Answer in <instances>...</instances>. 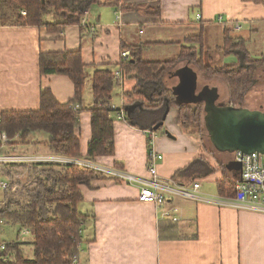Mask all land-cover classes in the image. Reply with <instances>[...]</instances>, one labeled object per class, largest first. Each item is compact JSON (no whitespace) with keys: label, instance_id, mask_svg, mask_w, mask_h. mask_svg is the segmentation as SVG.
I'll list each match as a JSON object with an SVG mask.
<instances>
[{"label":"crops","instance_id":"0c3cea01","mask_svg":"<svg viewBox=\"0 0 264 264\" xmlns=\"http://www.w3.org/2000/svg\"><path fill=\"white\" fill-rule=\"evenodd\" d=\"M64 3L85 11L79 25L56 32L31 26L0 25V114L37 110L42 89H49L59 103L71 100L74 87L70 79L63 75L42 76L39 55L79 50L86 76L76 130L81 158L85 157L91 136L88 112L93 103L92 93L88 91L91 76L101 66L119 72L122 44L140 46L143 58L147 49L172 43L177 46V58L182 46L191 45L185 39L196 35H184L180 39L172 35V40L160 41L158 38L168 29L179 31L196 28L193 25L199 24V35L206 26L219 24L221 47L226 30L245 42L257 32L256 25L263 26L264 33V0H159L157 16L144 13L152 6L148 0H95L92 3L65 0ZM124 6L136 9L124 10ZM46 20L55 22L58 18L49 19L46 15ZM234 24L240 29L234 30ZM182 64L185 65L181 67H190L185 62ZM134 85L133 80L125 77L121 86L117 82L118 91L111 100L115 109L122 110L128 102L125 92ZM110 117L114 126V155L97 157L89 161L91 164L107 169H115L113 166L118 164L125 174L148 178V152L153 150L162 156L156 170L164 185L171 189L191 188L197 182L199 188L196 199L166 194L165 204L156 207L138 200L136 185L111 177L80 186L82 200L78 211L90 219L82 225L77 264H264V214L228 206L224 203L225 197L217 193L216 182L224 174L234 181L238 177L231 167L232 154L218 153L204 137L186 133L176 109L169 110L161 129L152 132L133 127L126 118L117 120L115 113ZM33 141L31 139L26 146L34 149ZM14 148L9 147V150ZM33 152L30 155L40 158L55 156L47 148ZM219 155L224 160L219 159ZM196 158L205 160L215 172L194 182L173 179L177 171ZM4 169L0 166V180L6 181L8 175ZM4 202V192L0 190V208ZM168 211L176 221L163 216ZM9 225L16 227L2 221L0 233L8 235L4 229ZM20 231L18 227L16 239ZM0 243L7 245L15 241L0 240Z\"/></svg>","mask_w":264,"mask_h":264},{"label":"trees","instance_id":"16d2710c","mask_svg":"<svg viewBox=\"0 0 264 264\" xmlns=\"http://www.w3.org/2000/svg\"><path fill=\"white\" fill-rule=\"evenodd\" d=\"M0 0V25L45 28L47 31H62L67 26L79 25L84 10L67 6L65 0ZM94 2L95 0H76ZM152 6L144 10L146 15L157 16L159 0H148ZM124 10L136 9L124 6ZM52 10L55 22L46 20ZM25 11V16L21 12ZM203 35L185 39L190 46H182L178 57L173 61H145L141 57L140 46L121 45L120 53L129 51L128 59H120L119 71L125 79L135 85L125 92L128 102L122 107L127 121L135 128L156 131L161 129L166 114L176 109L179 122L186 133L206 136L202 127V104H182L167 86V75L178 63L194 65L206 76L222 78L229 90L228 105L240 107L243 96L253 86L254 66L264 64V59L253 60L245 47V41L224 32L225 55L237 54L241 65L212 67L205 64L202 51ZM194 45H198L196 49ZM79 50L64 53H41L39 71L43 75H63L70 79L74 96L65 103H59L49 89H42L39 108L34 111H5L0 114V136L8 140L5 147L24 145L34 139V145L46 147L55 156L74 160L93 161L97 157L114 155V126L110 114L114 88L117 86L115 72L111 67L97 68L90 79L92 107L90 114V141L84 158L80 154V140L76 136L79 128V113L82 111V94L86 76ZM148 112H152V116ZM157 129V130H158ZM38 134L45 135L39 140ZM18 137V143L15 141ZM17 149V148H16ZM13 149L14 151L16 150ZM215 151V150H214ZM0 152L8 153L6 148ZM30 175L34 178V188L25 192L26 201L7 200L8 189L4 192V205L0 208V219L16 225L20 230L29 231L32 237L33 257L23 255L19 242L7 244L0 251V264H70L78 256L82 242L81 229L90 217L78 211L82 200L80 186H89L93 180L110 178L91 168L69 163H33ZM225 167L223 164H219ZM13 167V166H11ZM116 170L123 169L115 164ZM215 172L205 160L196 158L186 167L177 171L173 179L194 182ZM116 181H120L115 179ZM218 195L234 196V180L224 174L216 182ZM164 226V225H163Z\"/></svg>","mask_w":264,"mask_h":264},{"label":"rangeland","instance_id":"374dc122","mask_svg":"<svg viewBox=\"0 0 264 264\" xmlns=\"http://www.w3.org/2000/svg\"><path fill=\"white\" fill-rule=\"evenodd\" d=\"M9 3H12L11 0H8ZM22 13H25V11H22ZM52 10L50 14L48 15L49 19H53L52 17ZM22 16H25L22 14ZM196 28H184L179 29V31L174 30H167L166 34L162 36L161 38H158L160 41H169L172 40V35H176L179 39L180 37L184 35H197L200 30H198L199 24L193 25ZM261 25H256L257 32L252 33L250 38H248L247 42L245 43V47L250 55V58L253 60H262L264 59V33L261 30ZM220 29L221 27L219 24H216L212 27L206 26L204 29L201 30L203 35V41H202V51H203V59L205 64H208L212 67H223L227 65H235L239 66L241 65L240 57L237 54H228L225 55L223 50H221L222 46V37L220 35ZM165 32V31H164ZM241 34H237V36H240ZM196 49H199L198 45H195ZM177 46L175 44L170 45H164V47H151L150 49H147L146 53H144L143 58L144 60L148 61H173L175 60L177 54ZM142 58V59H143ZM185 64H177L175 69L170 71L167 75V86L169 89L176 86L179 78V76H176L175 74L180 70L181 67ZM190 67L197 73V83H196V90L200 91L204 86L209 90L215 91L217 90L218 93V101L222 102L224 104L229 103V90L226 86L225 81L216 76H206L202 74L197 67L194 65H190ZM253 78L255 80L252 87H250L247 92L243 96V103L240 107H245L249 109H262L264 110V64L263 65H256L254 66V74ZM213 88V89H212ZM89 93L91 94V87L89 86L88 89ZM118 91L117 87L114 88V93ZM198 93V92H197ZM88 97V96H87ZM116 95L113 96L115 98ZM88 105L87 103L84 104V108H86ZM149 115L152 116V112H148ZM203 118V115H202ZM203 125V123H202ZM203 127V126H202ZM38 139L43 140L45 139V135L38 134ZM206 142L208 141V138L204 136ZM18 137L16 136L15 141L18 143L17 140ZM208 144V143H207ZM41 145H35V148L37 153L38 151H42L43 149H46L44 147H38ZM16 148L18 150H9V154L11 156H26V154H29L28 156H31L32 160L36 161H45V162H54L58 156L53 157H42L39 156H32L30 154H33L34 149L32 147L24 145H16ZM28 147L27 150L24 148ZM40 153V152H39ZM25 154V155H24ZM216 154V153H214ZM219 159L224 160L221 155H219ZM12 160V159H11ZM69 160V159H68ZM71 162V160H69ZM77 163L85 164L87 161L85 160H72ZM1 166H4L6 170V174L8 175V178H6V181L8 183V193H7V200H16L20 202L26 201L25 192L27 190H31L34 188V178L30 175V170L32 169L33 165L32 162L28 163H6L2 164ZM13 166V167H11ZM5 172V171H4ZM2 192V191H1ZM5 227V226H3ZM4 231H8V235H4L0 233V240L6 243L9 242H19L22 246L23 255L27 259H31L33 257V249L31 246V240L32 237L26 236L24 239L17 240L16 235L18 232V227L13 226H7ZM17 240V241H16Z\"/></svg>","mask_w":264,"mask_h":264},{"label":"built area","instance_id":"2783aa9c","mask_svg":"<svg viewBox=\"0 0 264 264\" xmlns=\"http://www.w3.org/2000/svg\"><path fill=\"white\" fill-rule=\"evenodd\" d=\"M25 15V13H22ZM234 30H239L240 26L234 24ZM129 52L123 51L120 53L121 59H128ZM115 79L121 86L123 84L124 75L121 71L115 73ZM111 108L116 114L117 120H124L125 115L122 110L115 109L112 104ZM8 140L4 134L0 136L1 148L5 147ZM32 158V157H31ZM28 156H11L9 153H0V166L6 163H38L43 161L32 160ZM12 159V160H11ZM71 160V162L69 161ZM67 159L63 157H57L54 162L51 163H69L78 164L83 167L91 168L99 173L105 174L113 179H118L129 185H136L139 188L138 200L145 204H152L156 207H160L166 202V194L179 196L183 199H196L197 190L199 184L196 182L191 188H174L171 189L164 185L160 180L156 166L159 161L162 160V156L157 155L153 150L148 152L147 159V172L148 178H139L132 175L125 174L124 172L116 169H107L100 166L86 162L85 164L72 161L74 159ZM232 161L237 162L241 166L240 173L237 179L234 181V196L225 197L226 205L236 209L246 210L250 212H257L264 214V155L258 153L243 154L241 152H235L232 154ZM8 189V183L4 180H0V190L5 191ZM164 217H170L172 221H176V217L170 215V212L163 213ZM2 221L0 220V224ZM29 231L22 229L19 232L18 239H24L29 236ZM6 245L0 243V251L5 249ZM70 264H77V257H74Z\"/></svg>","mask_w":264,"mask_h":264},{"label":"water","instance_id":"95a60500","mask_svg":"<svg viewBox=\"0 0 264 264\" xmlns=\"http://www.w3.org/2000/svg\"><path fill=\"white\" fill-rule=\"evenodd\" d=\"M175 75L179 78L176 86L171 88L172 93L182 104H202L203 128L209 144L216 152L264 155V110L219 103L216 89L212 91L204 86L197 91L198 76L189 66L181 67ZM158 128L155 126V130ZM166 135L170 137V134ZM231 167L239 175L240 164L232 162Z\"/></svg>","mask_w":264,"mask_h":264},{"label":"flooded vegetation","instance_id":"af4514ba","mask_svg":"<svg viewBox=\"0 0 264 264\" xmlns=\"http://www.w3.org/2000/svg\"><path fill=\"white\" fill-rule=\"evenodd\" d=\"M217 102H219V101H217ZM219 103H222V102H219Z\"/></svg>","mask_w":264,"mask_h":264}]
</instances>
